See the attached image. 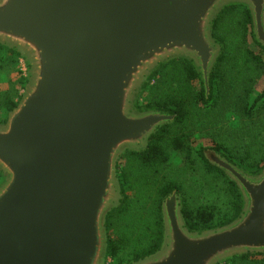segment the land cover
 <instances>
[{"label": "water", "instance_id": "1", "mask_svg": "<svg viewBox=\"0 0 264 264\" xmlns=\"http://www.w3.org/2000/svg\"><path fill=\"white\" fill-rule=\"evenodd\" d=\"M248 7L264 47V0H0V44L30 67L18 105L0 122V264H106V218L123 198L118 162L142 151L175 114L139 110L151 75L193 62L205 94L222 53L213 25ZM242 211L191 231L176 190L163 202L164 243L131 264H219L264 253V168L251 173L214 149Z\"/></svg>", "mask_w": 264, "mask_h": 264}, {"label": "trees", "instance_id": "2", "mask_svg": "<svg viewBox=\"0 0 264 264\" xmlns=\"http://www.w3.org/2000/svg\"><path fill=\"white\" fill-rule=\"evenodd\" d=\"M230 12L240 13L239 26L232 28L231 34L227 33V29V32L221 33L222 19ZM249 34L252 36L254 43L264 52V47L255 39L251 14L245 5L226 7L214 21L213 36L222 45V53L211 74V91L208 97L205 94L200 73L193 62L185 58L172 59L162 64L145 84L143 91L147 93L146 101L143 104L137 103L136 107L141 111L154 108L167 111L175 114L176 119L174 122L160 127L151 136L145 150H128L123 155L130 160L131 164H133V169L140 175V184L138 187L135 186V195L130 196L128 194V184L131 183L129 182V171L123 169L121 173H118L123 198L119 206L111 210L106 218L108 237L106 260L112 259V264H131L161 249L165 238L163 202L174 190L181 197L184 220L191 231L224 226L240 215L243 200L237 184L228 178L224 171L209 162L204 154L205 148L203 147L195 148L198 161L203 163V166L209 172H213L218 177H223L222 181L226 184V189L232 194V201L227 211H221L213 205L198 206L192 209L190 208L188 194L183 182L167 178L161 185H156L155 182L152 183L150 180H145L144 172H147L150 168L156 169L160 165L165 164L170 157L171 151L186 148L184 145L191 134V128L188 127L189 120L197 117L198 113L204 108L210 107L222 99V94H224L221 85L223 78L229 77L233 84L236 82L238 85L246 77L248 78L249 75V81L254 80L253 75L256 71L249 63L252 61L257 62L258 60L257 63L260 64L261 59L251 55L246 48L244 51L248 57H245L242 55L241 49L236 51L235 48L236 45L239 47L240 45H246ZM0 49L10 51L11 55L4 56L3 60L7 59V62L12 63V65L21 56L13 49H7L2 45H0ZM241 56L245 60L243 65L239 63ZM229 62L231 66L228 65ZM246 69L250 70L248 71V76L246 75L248 72H245L247 71ZM26 82L27 79L25 77H21L19 80L21 87H24ZM196 83H198L199 87ZM244 91L246 95L240 101L242 102V107H244V112L250 115L254 106L258 102L261 103L264 99V94L259 95L251 103L249 101L251 90L246 88ZM20 98L21 96H19V100ZM19 100L13 97L10 92L1 93L0 109H5L9 114L18 105ZM256 144L257 147L254 151H247L238 161L235 159V153L238 151L230 145L219 143L212 149L245 170L249 169L250 171H247L251 173H258L264 168V142H257ZM151 191L154 192V195ZM112 231L115 236H112ZM259 257L264 258V253L234 256L224 262L233 264L241 260Z\"/></svg>", "mask_w": 264, "mask_h": 264}, {"label": "rangeland", "instance_id": "3", "mask_svg": "<svg viewBox=\"0 0 264 264\" xmlns=\"http://www.w3.org/2000/svg\"><path fill=\"white\" fill-rule=\"evenodd\" d=\"M240 13L230 12L222 19L220 32L231 34V29L239 26ZM239 18V19H238ZM234 21H233V20ZM237 21V22H235ZM228 34V35H229ZM2 45V44H0ZM7 49L8 46L2 45ZM236 51L241 49L242 55L248 57L244 49H248L251 55L259 57L261 63L252 61V68H255L254 80L249 81V72L241 83H232L230 78L225 77L222 79V99L219 102L214 103L210 107H206L198 113L197 117L190 119L188 127L191 128V134L185 143V149L171 151L170 157L165 164L160 165L156 169H148L145 174V180L156 185H161L162 182L168 179H177L183 182L185 190L188 194V200L190 208L198 206L213 205L221 211H227L232 201V194L226 189L223 177H218L213 172H209L203 163L198 161L196 149L203 147L206 149H212L219 143H225L232 146L238 152L235 159L238 161L240 157H243L247 151L251 152L257 147V142H264V99L261 103L258 102L252 110V114L247 115L242 107V98L246 95V88L251 90L249 101L253 103L256 98L264 94V52L253 41L252 36L248 35L247 44L242 46L236 45ZM16 53L18 51L13 49ZM11 55L9 50L0 49V94L4 92H10L13 97L19 100V96H23L25 87L29 79L30 67L26 59L20 56L15 64L7 62V59L3 60L4 56ZM240 65L245 64L243 57H240ZM231 66V63H228ZM261 65V66H260ZM228 66V67H229ZM21 77H25L27 82L24 87H21L19 80ZM199 87L198 83H196ZM20 98V100H21ZM147 93H142L138 97L137 103L143 104L146 101ZM19 100V101H20ZM8 113L5 109H0V122L7 120ZM126 153V152H125ZM124 153V154H125ZM123 154V155H124ZM121 156L119 159V168L117 172L121 173L123 169L129 171L130 180L128 184V194L134 196L136 193V187L140 184L138 173L133 169V164L130 160ZM249 170V169H247ZM250 171V170H249ZM229 178V177H228ZM5 177L0 172V186L4 182ZM154 195V192L151 191ZM119 225V221L117 220ZM114 230V229H113ZM112 236L115 233L112 231ZM108 261V262H107ZM113 260H106V264H112ZM221 264H232L230 262H223ZM233 264H264V258H254L241 260Z\"/></svg>", "mask_w": 264, "mask_h": 264}]
</instances>
